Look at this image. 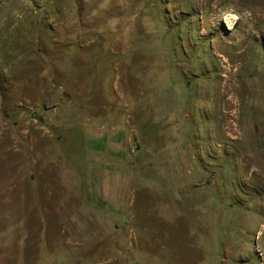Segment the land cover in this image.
<instances>
[{
  "label": "rangeland",
  "instance_id": "obj_1",
  "mask_svg": "<svg viewBox=\"0 0 264 264\" xmlns=\"http://www.w3.org/2000/svg\"><path fill=\"white\" fill-rule=\"evenodd\" d=\"M0 264H264V0H0Z\"/></svg>",
  "mask_w": 264,
  "mask_h": 264
},
{
  "label": "clouds",
  "instance_id": "obj_2",
  "mask_svg": "<svg viewBox=\"0 0 264 264\" xmlns=\"http://www.w3.org/2000/svg\"><path fill=\"white\" fill-rule=\"evenodd\" d=\"M242 15H250V13H248V12H244V13H241V14H237V13L234 12V10H230V11L227 13L225 19H227V20H229V21H238V20L241 19V16H242Z\"/></svg>",
  "mask_w": 264,
  "mask_h": 264
}]
</instances>
